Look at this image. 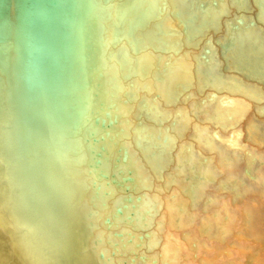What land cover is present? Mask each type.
<instances>
[{
  "label": "bare ground",
  "instance_id": "6f19581e",
  "mask_svg": "<svg viewBox=\"0 0 264 264\" xmlns=\"http://www.w3.org/2000/svg\"><path fill=\"white\" fill-rule=\"evenodd\" d=\"M81 3L0 0V264H264V0Z\"/></svg>",
  "mask_w": 264,
  "mask_h": 264
},
{
  "label": "water",
  "instance_id": "95a60500",
  "mask_svg": "<svg viewBox=\"0 0 264 264\" xmlns=\"http://www.w3.org/2000/svg\"><path fill=\"white\" fill-rule=\"evenodd\" d=\"M82 0H26L27 4H28V8L30 11V29L33 32L36 28L34 19L38 16L37 14H41L44 18H45V25L47 26L46 31H48L47 33L49 34V36H51L53 42L54 40L56 41L57 38H63L66 39L69 42L72 41L74 35H73V25L72 24H76L78 25L80 20H81V6L80 4ZM37 29V28H36ZM70 44V43H69ZM220 46H222V44H220ZM209 98H211L210 96L208 98H199V100H202L203 102L209 100ZM218 98V97H217ZM223 101H225L223 99ZM86 119V118H85ZM93 124L95 125H100L102 127H104V119L99 117L98 115L93 117ZM109 124H111V122H109ZM108 124V125H109ZM234 139V136L232 137ZM242 139L244 138V136L241 137ZM99 138L96 137H92V142H98ZM102 140V138H101ZM101 150H103V148L101 147ZM92 152H94L92 150ZM95 156H96V160H95V166H97V164L99 163V158L101 157L100 151H95L94 152ZM125 158V156H124ZM93 164L90 165V167ZM100 176L102 178H107V176L104 173L99 172ZM111 178V182L113 184H116L117 182L113 179V174L110 176ZM123 181H131L132 178L129 176H123L122 177ZM133 181V180H132ZM131 181V182H132ZM94 188L96 190L100 189V186L98 184H93ZM132 189V187L130 188ZM129 187L126 186L125 190L126 192H130ZM144 190L142 191H137V197L139 196V194H143ZM104 193H107L106 191ZM116 214H120L121 210L119 208H117L115 210ZM100 217V216H99ZM104 224L109 227L112 225L111 219L107 216L102 218ZM129 219V217H128ZM112 235L120 238L121 237V233L114 231L112 232ZM144 236H147V231H145ZM142 238V237H140ZM100 241V239H97L96 242ZM107 243L108 242L107 240ZM113 245V247L116 249L117 246V242H113L111 243ZM115 252L114 250L111 251V255L112 257L115 256ZM132 254L135 256V258L137 257V255L134 254V252H132ZM226 252L223 253V256H226ZM99 257L101 260L105 259V261L109 260V257L104 258V255L102 253H99ZM141 260H146L147 258H145L144 255H139L138 256ZM134 257H129L127 256L126 259H124L123 261H121L118 264H133ZM197 259V258H196ZM127 260V261H126ZM183 262V261H182Z\"/></svg>",
  "mask_w": 264,
  "mask_h": 264
}]
</instances>
